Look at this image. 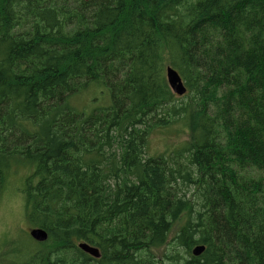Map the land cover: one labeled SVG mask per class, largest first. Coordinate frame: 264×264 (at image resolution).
Listing matches in <instances>:
<instances>
[{
	"label": "trees",
	"instance_id": "trees-1",
	"mask_svg": "<svg viewBox=\"0 0 264 264\" xmlns=\"http://www.w3.org/2000/svg\"><path fill=\"white\" fill-rule=\"evenodd\" d=\"M15 166L47 239L0 264H264V0H0V190Z\"/></svg>",
	"mask_w": 264,
	"mask_h": 264
},
{
	"label": "rangeland",
	"instance_id": "rangeland-1",
	"mask_svg": "<svg viewBox=\"0 0 264 264\" xmlns=\"http://www.w3.org/2000/svg\"><path fill=\"white\" fill-rule=\"evenodd\" d=\"M97 90L96 87H90L85 93L75 96L71 101L72 106L77 110L91 111L86 104L90 99L97 97ZM102 101H110L108 94L103 95ZM184 130L180 124H175L166 130L155 129L149 137L147 155L156 156L178 150L186 138ZM26 174V169L15 166L0 190V250L9 248L7 244L14 242L27 247L32 244L27 232L33 226L26 219L23 200L19 194L21 182Z\"/></svg>",
	"mask_w": 264,
	"mask_h": 264
},
{
	"label": "water",
	"instance_id": "water-1",
	"mask_svg": "<svg viewBox=\"0 0 264 264\" xmlns=\"http://www.w3.org/2000/svg\"><path fill=\"white\" fill-rule=\"evenodd\" d=\"M165 76L167 84L172 91V93L181 96L186 93V86L181 79L178 72L171 67L170 65H167L165 68ZM29 235L30 237L38 242L45 241L47 239V232L41 228V227H32L29 229ZM77 246L84 252L88 253L90 256L94 258H98L100 256L99 249L96 246L90 245L87 242H79ZM204 247L202 245H197L192 249V253L194 255L199 254Z\"/></svg>",
	"mask_w": 264,
	"mask_h": 264
},
{
	"label": "bare ground",
	"instance_id": "bare-ground-1",
	"mask_svg": "<svg viewBox=\"0 0 264 264\" xmlns=\"http://www.w3.org/2000/svg\"><path fill=\"white\" fill-rule=\"evenodd\" d=\"M94 258V257H93Z\"/></svg>",
	"mask_w": 264,
	"mask_h": 264
}]
</instances>
